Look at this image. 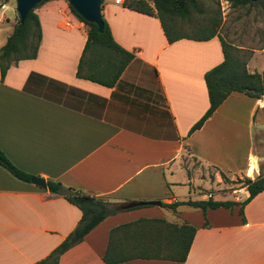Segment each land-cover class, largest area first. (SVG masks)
<instances>
[{
	"label": "crops",
	"instance_id": "obj_1",
	"mask_svg": "<svg viewBox=\"0 0 264 264\" xmlns=\"http://www.w3.org/2000/svg\"><path fill=\"white\" fill-rule=\"evenodd\" d=\"M99 7L112 40L132 58L111 86L76 76L87 27L65 0L42 1L33 9L40 27L35 57L18 60L0 80V150L45 183L58 181L121 205L178 204L174 210L141 205L117 211L64 251L57 264H105L109 229L138 218L195 227L185 259L115 264H264V189L241 212L239 205L202 211L184 203L209 197L240 202L245 187L232 181L264 175V95L230 92L189 133L208 107L203 74L222 60L218 37L168 42L155 16L125 4ZM3 9L0 25L7 32L0 45L16 19L14 10L9 19ZM246 67L264 72V46L251 50ZM200 170L218 186L219 198L187 187L194 176L204 178ZM227 191L231 197L223 198ZM79 217L62 195L0 166V264L43 258Z\"/></svg>",
	"mask_w": 264,
	"mask_h": 264
},
{
	"label": "trees",
	"instance_id": "obj_2",
	"mask_svg": "<svg viewBox=\"0 0 264 264\" xmlns=\"http://www.w3.org/2000/svg\"><path fill=\"white\" fill-rule=\"evenodd\" d=\"M29 10L25 19L19 22L17 14L11 32L0 45V80L9 66L18 60L34 58L40 41V27L37 15ZM207 0H131L125 5L138 12L158 18L168 42L179 38L206 40L217 36L221 44L222 60L203 74L208 107L200 118L190 127L189 133L200 127L202 122L225 99L230 92H240L259 98L250 90L258 89L264 94V72L248 71L246 62L251 51L240 55L238 49L226 44L217 34L219 25V7L211 16H201L187 33L178 21H189L195 14H203ZM231 7L245 4L257 5L264 15V0H227ZM101 4V0L99 5ZM69 6V5H68ZM70 11L82 21L86 29V39L78 59L76 76L86 78L106 86H111L124 66L132 58L131 53L119 47L110 35L108 25L102 15V30L97 31L94 23L84 21L69 6ZM201 30V32H197ZM0 166L13 177L29 181L30 175L15 167L0 150ZM254 167V165H253ZM222 179L224 177L222 176ZM234 184L244 186L246 197L238 202L234 200L185 201L184 203L202 211L217 207L242 206L258 192L264 189V175L237 178ZM47 190L62 195L80 211V217L72 230L46 256L30 264H57L60 255L82 241L83 237L105 217L122 210L121 203L106 196L89 195L79 189L67 187L58 181H46ZM175 204L160 203L161 206L175 209ZM195 227L185 222L171 223L163 218H138L111 227L108 231L106 249L102 255L105 264H115L132 258H158L181 262L185 259Z\"/></svg>",
	"mask_w": 264,
	"mask_h": 264
},
{
	"label": "rangeland",
	"instance_id": "obj_3",
	"mask_svg": "<svg viewBox=\"0 0 264 264\" xmlns=\"http://www.w3.org/2000/svg\"><path fill=\"white\" fill-rule=\"evenodd\" d=\"M216 3L219 7L220 18L219 25L216 30L217 34L226 44L237 48L240 55H245L252 49H258L264 46V18L260 13L259 6L257 5L245 4L234 8L231 7L228 2H224V0H207L205 6L203 5L202 7L204 9L203 14H195L189 21H178V24L185 32L191 33V27L197 20L200 19L202 15L211 16L214 14ZM6 6L7 8L3 9L2 12L9 19H12L11 11H15L14 0H8ZM4 25L5 24L0 25L1 36H4L7 32L5 31L7 29H4ZM197 32H201V30L199 29ZM254 161L255 160L253 159V165L255 166ZM200 172L204 178L194 176L192 183L187 185V187H190V190L194 193L197 191L203 193L212 192L213 198H219L220 193L216 190L218 186L211 183L209 178L203 174L205 172L201 170ZM197 173H199L198 170ZM225 191L226 190L223 192ZM230 197L231 194L227 191L223 198Z\"/></svg>",
	"mask_w": 264,
	"mask_h": 264
},
{
	"label": "water",
	"instance_id": "obj_4",
	"mask_svg": "<svg viewBox=\"0 0 264 264\" xmlns=\"http://www.w3.org/2000/svg\"><path fill=\"white\" fill-rule=\"evenodd\" d=\"M41 0H14V7L15 12L18 16L19 22H22L26 14L29 10H31L35 4L40 2ZM67 4L72 8V10L79 15L84 21L89 23H94L96 25L97 31L102 30V20L100 18V7L99 2L100 0H65ZM256 1V0H250ZM254 94H262V92L258 89H251L250 90ZM29 181L32 184H35L42 189H45L46 183L44 179L31 176ZM141 205H160L159 201H131L121 205V208L128 209L135 206Z\"/></svg>",
	"mask_w": 264,
	"mask_h": 264
},
{
	"label": "built area",
	"instance_id": "obj_5",
	"mask_svg": "<svg viewBox=\"0 0 264 264\" xmlns=\"http://www.w3.org/2000/svg\"><path fill=\"white\" fill-rule=\"evenodd\" d=\"M8 0H0V9H3L4 7H6V3H7ZM131 0H101V3H105V2H108V3H112L114 5H124L126 4L127 2H129ZM224 2H228L227 0H224ZM263 18H264V15H263ZM64 25L65 26H69V23L67 21L64 22ZM235 192V191H233ZM239 192V190H237V193ZM207 197H209L210 195L209 194H206Z\"/></svg>",
	"mask_w": 264,
	"mask_h": 264
}]
</instances>
